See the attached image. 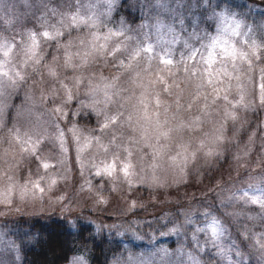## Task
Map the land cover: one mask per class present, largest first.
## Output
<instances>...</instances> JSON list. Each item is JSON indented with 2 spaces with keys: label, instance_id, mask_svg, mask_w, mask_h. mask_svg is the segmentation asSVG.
<instances>
[{
  "label": "rangeland",
  "instance_id": "374dc122",
  "mask_svg": "<svg viewBox=\"0 0 264 264\" xmlns=\"http://www.w3.org/2000/svg\"><path fill=\"white\" fill-rule=\"evenodd\" d=\"M118 1L0 0L31 19L0 35V264L26 216L139 247L109 264H264V0Z\"/></svg>",
  "mask_w": 264,
  "mask_h": 264
},
{
  "label": "trees",
  "instance_id": "16d2710c",
  "mask_svg": "<svg viewBox=\"0 0 264 264\" xmlns=\"http://www.w3.org/2000/svg\"><path fill=\"white\" fill-rule=\"evenodd\" d=\"M42 1L40 0V2ZM253 1L204 0L205 6L210 8L211 11H217L220 8L242 11L244 10L243 6L254 3ZM2 2L7 7L14 5V0H9V2L2 0ZM34 3L35 0H29V5L24 7L28 8ZM129 3H131L130 0H119L114 8V16L119 17L125 23L134 24L137 20L136 12L129 9ZM19 25H31V19L24 22L13 21L8 25H2L0 35L4 34L8 38L14 36L20 38L17 29ZM12 110L13 108L10 107L5 111L7 122L10 120ZM87 115L89 114L79 116L77 122H93L91 116L88 117ZM86 119L87 121H85ZM227 160L228 158L225 156L219 163V167H224ZM14 225L12 226L15 229L13 240L17 245L20 264H65L72 254L81 249L87 251L88 264H109L113 259H124L123 257L127 251L132 253L139 248L136 244H131L134 242L130 238L128 239L127 236H124L122 241L117 240L112 236V233H96L89 224L81 222H76L71 229L63 221L49 216L18 218ZM125 242H128L130 247L123 249L122 245ZM156 244L164 245L169 249L177 245L172 240L166 242L165 239H158ZM210 258H212L210 253L205 256L202 255V264L211 262Z\"/></svg>",
  "mask_w": 264,
  "mask_h": 264
}]
</instances>
